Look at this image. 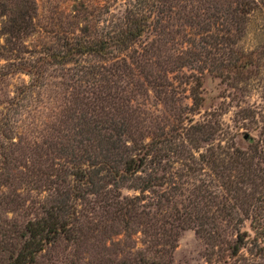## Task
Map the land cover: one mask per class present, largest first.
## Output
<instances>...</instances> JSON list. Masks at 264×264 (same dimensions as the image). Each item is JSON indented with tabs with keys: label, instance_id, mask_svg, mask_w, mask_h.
I'll return each mask as SVG.
<instances>
[{
	"label": "trees",
	"instance_id": "16d2710c",
	"mask_svg": "<svg viewBox=\"0 0 264 264\" xmlns=\"http://www.w3.org/2000/svg\"><path fill=\"white\" fill-rule=\"evenodd\" d=\"M258 7L0 0V264H172L187 229L206 264H264V103L203 87L251 88Z\"/></svg>",
	"mask_w": 264,
	"mask_h": 264
},
{
	"label": "rangeland",
	"instance_id": "374dc122",
	"mask_svg": "<svg viewBox=\"0 0 264 264\" xmlns=\"http://www.w3.org/2000/svg\"><path fill=\"white\" fill-rule=\"evenodd\" d=\"M256 1L259 7L251 16L244 39L245 45L252 48H259L264 44V0ZM1 63H3L2 60H0ZM21 77L27 80V76L22 75ZM203 81L204 94L207 95L206 106L218 105L221 101L224 102L223 105L225 106L231 102L264 103V68L255 79L250 80L251 88L249 87L243 93L238 91L234 95L231 94V89L226 83L220 82L218 78L206 75ZM224 96L227 98H224ZM235 109L234 107L232 111L224 114L223 119L226 122L233 123V111ZM251 135L256 137V132H252ZM237 141L241 147H245L247 144L242 138H238ZM123 192L127 193V190H123ZM204 250L205 245L202 239L193 230H184L178 237L177 247L173 251L172 264H206Z\"/></svg>",
	"mask_w": 264,
	"mask_h": 264
}]
</instances>
